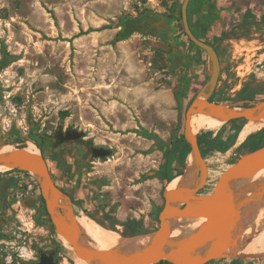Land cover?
Returning a JSON list of instances; mask_svg holds the SVG:
<instances>
[{
  "label": "rangeland",
  "instance_id": "374dc122",
  "mask_svg": "<svg viewBox=\"0 0 264 264\" xmlns=\"http://www.w3.org/2000/svg\"><path fill=\"white\" fill-rule=\"evenodd\" d=\"M182 3L0 0V125L8 139L5 143L28 148L32 145L43 153L58 185L75 199L72 202L78 215L85 214L105 227L117 222L115 230L120 233L126 220H142L145 231L128 235L134 245L159 226L156 214L164 205L163 192L185 171L186 162L183 167L179 161L182 147L177 148L172 141L179 133L184 135L186 110L209 79L207 53L193 46L183 33ZM145 9L175 14L168 36L159 37L156 31L135 32L123 42H114L119 24ZM231 33L216 44L222 64L217 87L221 92L212 99L236 106L263 100L264 23L240 26ZM181 36L194 53L193 61L186 55L185 66L177 58ZM173 61L176 67L171 66ZM168 89L173 90V106L166 97ZM176 90L183 92L182 107ZM172 107L176 110L173 119L169 118ZM242 120V130L250 134L241 139L240 132L225 151L212 140L224 123L215 129L196 131L198 136L212 131L201 146L209 168L202 192L210 190L247 151L248 144L242 143L264 128V123ZM59 126L84 130L85 139L111 147L113 155L94 158L87 147L75 142L43 151L41 140L51 137ZM31 129L37 134L35 139L30 136ZM146 130L157 133L163 142L144 137ZM230 133L228 127L221 136L226 138ZM164 163L172 178L177 169L183 173L165 183L153 173L159 172ZM70 164L73 169L67 172ZM101 177L108 179V185L93 184ZM255 183L243 186L232 197L237 210L232 244L249 251L221 257L218 263L242 259L247 264L264 258V192L246 200L256 192ZM0 190L2 264H22L38 249L52 246H57L69 263L76 264L77 256L56 234L39 185L31 175L4 169L0 171ZM33 199L34 203L24 202ZM115 204L119 207L109 215L110 205ZM98 211L107 215H95ZM193 228L189 225L186 232ZM260 236L261 241L255 242ZM252 247L260 251H252Z\"/></svg>",
  "mask_w": 264,
  "mask_h": 264
},
{
  "label": "water",
  "instance_id": "95a60500",
  "mask_svg": "<svg viewBox=\"0 0 264 264\" xmlns=\"http://www.w3.org/2000/svg\"><path fill=\"white\" fill-rule=\"evenodd\" d=\"M190 1L183 0L181 6L184 30L207 53L211 64L209 79L188 106L184 126L180 123L184 129V137L191 146L185 171L176 187L166 188L163 192L164 205L158 215L160 224L142 236L139 244H132L129 241L131 236L112 228L108 229L119 233L125 241L124 245L106 249L93 244L83 234L72 199L54 179L45 155L39 150H30L23 146L12 145L5 148L9 144L1 143L0 132V167L27 172L37 181L56 234L68 242L76 256L86 259L90 264H157L163 260L172 264H206L224 256L238 254L227 251L231 245L238 247L232 244L237 225V210L232 203V197L240 188L253 183L258 173L264 170V144L243 153L217 178L210 190L202 192L208 181L209 168L199 145L198 133L193 129L192 118L204 114L222 123L233 119H246L247 122L263 124L264 99L244 106L211 99L218 87L221 60L215 46L200 39L193 32L188 18ZM166 21L163 17L152 25L162 29ZM177 58L181 60L178 55ZM173 64L176 67L175 61ZM86 136L84 130H64L59 126L56 133L58 142L53 144V148L69 140H80L90 148L94 157L107 158L113 155L111 147L98 146L94 140L85 139ZM255 186L256 192L246 200L264 192V181L256 182ZM118 206L115 204L111 211ZM198 220L203 222L186 232V228ZM177 229L183 231L180 237L174 235ZM33 264L54 263L52 257L42 256L40 262Z\"/></svg>",
  "mask_w": 264,
  "mask_h": 264
},
{
  "label": "trees",
  "instance_id": "16d2710c",
  "mask_svg": "<svg viewBox=\"0 0 264 264\" xmlns=\"http://www.w3.org/2000/svg\"><path fill=\"white\" fill-rule=\"evenodd\" d=\"M180 10V14H181V19H182V12L181 9ZM150 11L149 9H145L143 10L141 13H143V17H127V19H125L123 22V27L120 29V31L118 32V34L115 36V38L113 39L114 42H118V41H122L125 39H128L133 33L135 32H143L142 28L140 27L141 24H143L144 20L147 22V19L150 17ZM173 11H176V9L174 8ZM251 14V13H250ZM145 15V16H144ZM176 19L175 14L171 13L169 15V21L172 22ZM253 22H248V23H244L243 25H250ZM120 26V25H119ZM186 39L193 45L196 46L199 50H201L204 54H206V52L200 48L199 46H197L187 35V33L185 32V30L183 31ZM196 36H198L200 39L204 40L203 38H201L199 35L196 34ZM224 35H222L221 38H223ZM205 42H207L206 40H204ZM210 43V42H207ZM211 44V43H210ZM221 90H217V92L214 94H218L220 93ZM176 97L179 101V105L182 107L183 106V92H180L178 90H176L175 92ZM213 95V96H214ZM212 99V98H211ZM244 126V120L242 119H233L230 120L226 123H224L222 129L220 130V134L217 135L215 138H212V140L214 141V144L216 147L221 148V150L225 151L227 149H229L236 141V139L238 138V135L240 133V138L244 139L246 138L250 133L243 131L242 128ZM230 128L232 130V133H230L226 138H223L221 136V134H223L224 130L226 128ZM242 130V131H241ZM210 138L212 136V131L206 132L205 134L199 135L198 136V141H199V145L200 147L202 146L203 140L205 137ZM144 137H147L149 139H153L155 141H160L163 142L161 137L155 133V132H151V131H144ZM172 143L178 148V147H182L181 151H180V155H179V161L182 164V166L184 167L185 162H186V158L191 150V146L190 144L185 140L183 133H179V135L173 139ZM182 144V146L180 145ZM249 146V148L247 149V151H252L260 146H262L264 144V128H262L260 131L251 134L244 143H242V146L247 145ZM202 149V147H201ZM244 152V153H245ZM203 153V151H202ZM65 164V163H64ZM167 164L164 163L162 165V168L160 169V171L158 172V176L161 177L165 183L170 182L173 178L180 176L183 171L181 169H177L175 171V176L172 178L171 176H169L168 170H167ZM73 169L72 164L68 165L67 168V172H71ZM13 170H18V169H13ZM20 171V170H18ZM29 174V173H28ZM35 180V179H34ZM36 181V180H35ZM63 191H65L63 188H61ZM73 201H75L74 198H72ZM163 207V206H162ZM162 207L159 208V212L161 211ZM46 209V207H45ZM47 211V209H46ZM159 212L156 214V217L158 218ZM48 213V212H47ZM159 219V218H158ZM116 225L117 222H113L111 223L108 227L112 228V229H116ZM122 226L124 227L122 233L124 235H131V234H138V233H142L144 232V228H143V221L137 218H130L128 220H126L125 222L122 223ZM213 261V260H212ZM208 263V262H207ZM245 261L242 259H234L232 260L231 264H244ZM157 264H172L171 262L167 261V260H163L160 261ZM251 264V263H249Z\"/></svg>",
  "mask_w": 264,
  "mask_h": 264
},
{
  "label": "crops",
  "instance_id": "0c3cea01",
  "mask_svg": "<svg viewBox=\"0 0 264 264\" xmlns=\"http://www.w3.org/2000/svg\"><path fill=\"white\" fill-rule=\"evenodd\" d=\"M188 18L193 32L216 47L219 39L226 32L234 30L237 27L240 28V26L244 27L243 24L248 22H253L252 24L264 23V0H217L212 8H210L206 0H191L188 6ZM174 22L175 20L172 21V24ZM108 31L111 32V30ZM189 46L184 37L181 36L176 49L183 61L182 66L186 65L184 63L186 55H189L192 59L191 61H193L194 53ZM166 92L169 104L173 106L175 102L173 90L168 89ZM175 112L176 110L172 107V113H170L169 118H176ZM121 208L122 206L119 212H121ZM218 260L215 259L206 264H221L218 263ZM249 263L264 264V258L258 262L253 261Z\"/></svg>",
  "mask_w": 264,
  "mask_h": 264
},
{
  "label": "bare ground",
  "instance_id": "6f19581e",
  "mask_svg": "<svg viewBox=\"0 0 264 264\" xmlns=\"http://www.w3.org/2000/svg\"><path fill=\"white\" fill-rule=\"evenodd\" d=\"M256 52H258V51H256ZM205 116L206 115H204V114H199V115H196L192 118L193 129L195 132L198 129H202L205 127L210 128V129H215L222 124V122L219 120L212 121L211 119L213 117H210V116H208L209 118L207 117V119H205ZM8 147H12V145H7L5 148H8ZM29 149L30 150H37L32 145L29 146ZM4 169H6V168L0 167V171H2ZM254 180L256 182L264 181V170L260 171ZM179 181H180L179 177L175 178L169 184L168 189H172V188L176 187V185L178 184ZM78 221H79V224L81 226V230H82L83 234L87 238H89L93 244H95L101 248L113 249V248H117V247L125 244L124 239L121 237V235L119 233L108 229V227H103L96 220H93L91 217H89L85 214L79 215ZM202 222H203V220H198V221L192 223L193 227L200 225ZM182 234H183V231L181 229H177L174 232L175 237H180ZM261 236L259 238H257L255 240V242H260ZM227 251L230 254H236V253L248 252L249 248L244 249V248H239V247L231 245L228 247ZM252 251H260V249L252 247ZM76 264H90V263L86 259L77 256L76 257Z\"/></svg>",
  "mask_w": 264,
  "mask_h": 264
},
{
  "label": "flooded vegetation",
  "instance_id": "af4514ba",
  "mask_svg": "<svg viewBox=\"0 0 264 264\" xmlns=\"http://www.w3.org/2000/svg\"><path fill=\"white\" fill-rule=\"evenodd\" d=\"M206 1H208V4L210 5V8H212L217 0H206ZM149 14H150V17L147 19V22L143 18L144 22H143V24L140 25V27L142 28L144 33H151L153 31H156V33H157V35L159 37H164V34H166V37H167L168 36L167 33L169 32L170 28L172 27V22L169 21V15L171 14V12L166 11V13H160V12L150 11ZM142 15H143V13H140L139 15H137V17H139V16L143 17ZM163 17H165L167 19V21L165 22L164 27L162 29H159L157 26H153L152 25L154 22H157V21L161 20ZM123 23L124 22H121V24H119L121 28L123 27ZM231 34H232L231 31H229V32H226L224 34V36L231 35ZM215 48H216V50L218 51V54H219L218 47L216 46ZM171 66L175 67L173 63H172ZM217 90H219V88L216 89V92H217ZM0 132L2 133L1 143H5L6 140H8V139H7V137H6L5 133H4L1 125H0ZM15 132H16L15 130H12L13 134ZM56 133H57V130L52 134L51 137L49 136V137H46L44 140H41V147H42L43 151L47 150L48 148L52 149L53 148V144L58 142V138L56 137ZM30 136L33 139L36 138L37 134L35 133L34 129H31ZM69 142H75V143H80V144L84 145L85 147H87L88 151L92 155V151L90 150V148L86 144L82 143L80 140H69V141L61 143L59 146H62V145L66 144V143H69ZM98 146H104V145H98ZM94 158H97V157H94ZM153 173H154V175H158V172H156V171H154ZM92 182H93L94 185H98L99 187H104V186L108 185V183H109L108 179L105 178V177L94 179ZM0 193H1V190H0ZM24 202H26V203L33 202L34 203L35 199H33L31 201L26 200ZM112 206H114V205H110V208H112ZM107 212H108L109 215H112L114 211H111V209H110V211H107ZM95 213H96L95 215H107L105 212H99L98 211V212H95ZM42 256L52 257L54 264H71V263H69V261L66 260V258H63L60 255V252L58 251V247L57 246H52V247H46V248L38 249L36 251V254L34 256H32V258L30 260L24 261L22 264L38 263V262L41 261ZM2 257H3V255L0 252V264H2V262H3Z\"/></svg>",
  "mask_w": 264,
  "mask_h": 264
}]
</instances>
